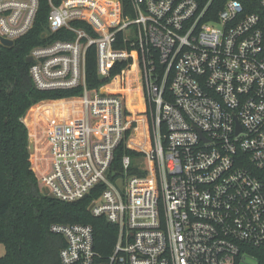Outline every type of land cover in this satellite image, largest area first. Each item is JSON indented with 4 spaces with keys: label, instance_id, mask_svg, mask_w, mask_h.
<instances>
[{
    "label": "built area",
    "instance_id": "1",
    "mask_svg": "<svg viewBox=\"0 0 264 264\" xmlns=\"http://www.w3.org/2000/svg\"><path fill=\"white\" fill-rule=\"evenodd\" d=\"M42 1L0 0V36L28 35ZM46 1L42 38L72 40L35 46L30 76L82 92L39 134V187L116 230L103 253L92 225L53 224L61 264H264V0ZM93 47L102 81L137 65L148 148L126 143L124 73L88 88Z\"/></svg>",
    "mask_w": 264,
    "mask_h": 264
},
{
    "label": "trees",
    "instance_id": "2",
    "mask_svg": "<svg viewBox=\"0 0 264 264\" xmlns=\"http://www.w3.org/2000/svg\"><path fill=\"white\" fill-rule=\"evenodd\" d=\"M122 1L128 3L127 0ZM48 14V2L43 0L33 30L16 41L13 47L0 44V244L5 245L7 251L0 258V264H61L60 251L65 240L51 232L53 224L92 225L98 249L103 253L109 252L114 243L112 234L116 230L104 219L90 214L89 199L64 203L44 195L31 167L29 131L23 122L28 111L40 102L77 96L82 92H44L34 86L30 76L31 64L27 62L31 50L55 40H72V36L65 37L63 33L42 38L48 28ZM126 67L127 64L117 65L112 77L122 74ZM86 75L87 86L91 90L99 89L107 82L98 76L94 47L87 53ZM119 86V78H116L108 91L117 90ZM66 105V102H52L50 108L57 112L58 107ZM126 153L131 155L132 151L121 145L117 161Z\"/></svg>",
    "mask_w": 264,
    "mask_h": 264
},
{
    "label": "rangeland",
    "instance_id": "3",
    "mask_svg": "<svg viewBox=\"0 0 264 264\" xmlns=\"http://www.w3.org/2000/svg\"><path fill=\"white\" fill-rule=\"evenodd\" d=\"M122 73H124L123 74L124 79L122 81L123 85H121L122 86L121 90L125 92L123 95V100L128 114V118L126 119V121L127 123H129V129L126 136V143L130 142L133 145V147L142 145L144 148H148V144H144L143 141L145 140L148 134L149 127H151V119L148 110H145L144 107V100L142 98V93H141L142 90H141L138 67L135 64L128 63L127 67L123 69ZM115 79H116L115 77L111 76V79L107 80L105 85L106 86L111 85ZM119 83H120V78H119ZM107 88L108 87H106V89L104 90H107ZM118 90L119 89L114 91H118ZM74 97L76 96L66 97L55 101L40 102L36 104L34 107H32L28 111L25 118L23 119V122L29 131V150H30V144L33 141V149L32 152H30L31 155L30 162H31L32 170L36 174L37 178L39 175L38 174L39 167L37 166V164L45 155V148H46L44 145L42 146L43 139L41 140V135L39 134L40 133L42 134L44 132L43 130H45V127H47V125L49 124L50 121L49 119H51V117L53 116L58 117L57 114L59 113L53 110L52 108H50V103L66 102L69 105L70 101H72L73 100L72 98ZM39 106L43 107V109L39 110L38 109ZM67 107H68L67 114H71L70 105ZM62 109L63 108L58 107L57 110L60 111ZM46 111L50 113L47 114ZM6 252L7 251L5 245L0 244V258L4 257L6 255Z\"/></svg>",
    "mask_w": 264,
    "mask_h": 264
},
{
    "label": "water",
    "instance_id": "4",
    "mask_svg": "<svg viewBox=\"0 0 264 264\" xmlns=\"http://www.w3.org/2000/svg\"><path fill=\"white\" fill-rule=\"evenodd\" d=\"M0 44L3 45L4 47H13L14 46V42L13 41H9L7 39H4L1 36H0ZM27 62L31 63L32 62V58L28 57L27 58ZM32 149H33V141L30 144V152H32ZM43 194L47 196L48 195V191L46 189H44L43 190Z\"/></svg>",
    "mask_w": 264,
    "mask_h": 264
}]
</instances>
